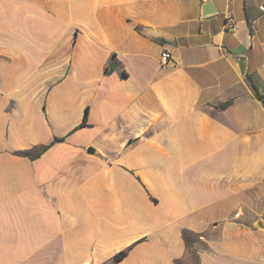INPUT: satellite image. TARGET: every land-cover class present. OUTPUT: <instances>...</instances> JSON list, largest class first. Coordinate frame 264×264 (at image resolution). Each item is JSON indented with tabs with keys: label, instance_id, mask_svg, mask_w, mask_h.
<instances>
[{
	"label": "crops",
	"instance_id": "obj_1",
	"mask_svg": "<svg viewBox=\"0 0 264 264\" xmlns=\"http://www.w3.org/2000/svg\"><path fill=\"white\" fill-rule=\"evenodd\" d=\"M211 2L0 0V264H264V0Z\"/></svg>",
	"mask_w": 264,
	"mask_h": 264
},
{
	"label": "trees",
	"instance_id": "obj_2",
	"mask_svg": "<svg viewBox=\"0 0 264 264\" xmlns=\"http://www.w3.org/2000/svg\"><path fill=\"white\" fill-rule=\"evenodd\" d=\"M116 68V65L114 63V61L111 59L109 65L106 67V71L108 73H112ZM258 98L264 100V96L260 93L257 94ZM87 117H88V108L86 109V112H85V115H84V121L81 125H84L87 121ZM64 138H55L53 140V142H51L50 144L46 145L45 147H43L42 149L38 150L37 152L35 153H29L28 155L31 157V158H36L38 156H40L44 151H46L53 143L55 142H58V141H63ZM91 151H94V149L91 148ZM183 236L185 238V240L187 241V243H191V237L189 236V232L188 231H184L183 233ZM128 253V249L127 250H124V251H121L119 252L116 256H115V259H114V262L113 264H116L117 262H119L120 260H122Z\"/></svg>",
	"mask_w": 264,
	"mask_h": 264
},
{
	"label": "built area",
	"instance_id": "obj_3",
	"mask_svg": "<svg viewBox=\"0 0 264 264\" xmlns=\"http://www.w3.org/2000/svg\"><path fill=\"white\" fill-rule=\"evenodd\" d=\"M261 9L264 10V6H261ZM227 24L229 28L236 29L238 28V24L234 21L231 16L228 17ZM172 59V54L169 50H164L161 54V66L163 68L168 67ZM239 212L236 213V216H239Z\"/></svg>",
	"mask_w": 264,
	"mask_h": 264
},
{
	"label": "water",
	"instance_id": "obj_4",
	"mask_svg": "<svg viewBox=\"0 0 264 264\" xmlns=\"http://www.w3.org/2000/svg\"><path fill=\"white\" fill-rule=\"evenodd\" d=\"M215 11H216V9H215V7L213 6L211 0H206V3H205V5H204V7H203V14H204V15H207V14L213 13V12H215ZM240 68H241V71L243 72V71H244V63H243V62L240 63ZM257 226L260 227L261 224L258 223Z\"/></svg>",
	"mask_w": 264,
	"mask_h": 264
},
{
	"label": "rangeland",
	"instance_id": "obj_5",
	"mask_svg": "<svg viewBox=\"0 0 264 264\" xmlns=\"http://www.w3.org/2000/svg\"><path fill=\"white\" fill-rule=\"evenodd\" d=\"M185 262H186V264H197V258L195 256V254H189L185 258Z\"/></svg>",
	"mask_w": 264,
	"mask_h": 264
}]
</instances>
